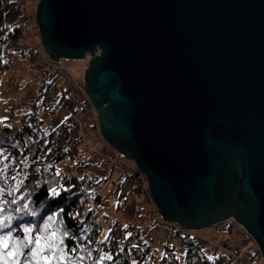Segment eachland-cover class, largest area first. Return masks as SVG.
<instances>
[{"label":"water","instance_id":"water-1","mask_svg":"<svg viewBox=\"0 0 264 264\" xmlns=\"http://www.w3.org/2000/svg\"><path fill=\"white\" fill-rule=\"evenodd\" d=\"M51 62L89 65L101 136L161 218L233 221L264 262V0H40Z\"/></svg>","mask_w":264,"mask_h":264},{"label":"trees","instance_id":"trees-1","mask_svg":"<svg viewBox=\"0 0 264 264\" xmlns=\"http://www.w3.org/2000/svg\"><path fill=\"white\" fill-rule=\"evenodd\" d=\"M24 4V0H0V74L13 68L16 61L29 59V62L36 63L40 60L33 49L27 52L20 49L26 38ZM47 62L51 67L48 66V71H44L45 77L41 80L39 89L25 98L24 106H21L22 117L18 116L20 118L16 119L17 124L0 122V152H3L0 161L7 165L4 177L0 178V187L5 189L0 202L9 201L0 203V207L4 208L0 212V219H5V223L10 224L9 228L0 229V235L11 233L6 251L11 250L14 245L19 246L20 251L26 254L20 258L21 264H25L29 249L22 245L26 239L30 236L34 240L37 236L55 232L57 239L63 238L64 244L61 247L66 252L78 246L79 251L74 254L69 252L73 259L83 258L77 260V264H133V261L136 264H153L156 255H159L158 264H188L195 256L199 257L196 260L198 264H239L243 258L257 264L254 258L259 257V254L255 246L246 250L245 257L239 260L238 252L234 258L227 253L218 252L219 250H212L211 247L201 245V240L193 233L176 232L174 241L162 242L160 248L156 249L147 237L141 238L144 217L140 212L132 223L120 224L114 221L110 224L109 231L105 229L104 234L102 218L97 215L101 212L99 188L105 180L90 172L75 174L77 170L72 171L81 168L86 161L82 151L83 125L79 120L83 119L85 123L87 109L86 106L78 105L75 95L62 86H57L60 81L55 75L62 77L65 74L60 64H56L59 67H52L55 64L48 59ZM53 72L54 77L49 82L47 76ZM52 89L53 97L49 95ZM47 101L49 105L46 104ZM42 114L53 116V119L46 121L41 117ZM59 117L63 118L59 120ZM113 157L118 160V156ZM108 160L113 161L111 157ZM120 162L124 169H137L133 162ZM48 165L52 167L49 168ZM37 168L40 169L39 172L35 171ZM105 169L108 170L107 166ZM130 178L135 185L134 192L139 194L140 190H145L147 193L145 180L135 175ZM20 181H23V185L12 195H8ZM53 187L57 190L56 195L51 192ZM13 198L17 200V204L10 203ZM122 201L123 203H117L119 212H122L127 200L122 198ZM25 203L29 205L27 213L15 211L16 207H22ZM33 210L35 215L31 214ZM102 216L105 221H111L110 217ZM7 217L12 219L9 221ZM49 217L52 219L49 220ZM155 222L160 224L165 221L160 217ZM125 225L128 227L125 228ZM25 227L32 228L31 234L23 231ZM65 230L70 233L68 237H63ZM133 244L137 247L133 248ZM224 246L227 247L226 244ZM85 248L88 252L84 251ZM227 252L231 253L232 248L228 247ZM103 255L113 259L99 262L97 258ZM180 257H183V262ZM208 257L212 259L209 260ZM54 264L59 262L54 261Z\"/></svg>","mask_w":264,"mask_h":264},{"label":"rangeland","instance_id":"rangeland-1","mask_svg":"<svg viewBox=\"0 0 264 264\" xmlns=\"http://www.w3.org/2000/svg\"><path fill=\"white\" fill-rule=\"evenodd\" d=\"M24 3V33L26 38L23 44H21L20 49L24 52L33 49L37 56L39 55L40 60L36 63L32 61L29 62V59L23 60V62L16 61L13 68L0 74V120L8 122L9 125L17 124L18 121L16 119L22 117L21 106L25 98L29 95H33L39 89L41 80L45 77L44 70H46V67L48 70V66L51 67L50 63L47 62L48 56L40 44L39 29L35 21L36 9L40 0H24ZM35 53L34 55L36 56ZM89 59L90 58L87 56L84 60L79 61L59 60L57 63L54 62L55 65L52 67H59V65L56 64H60V67L63 69L61 70L65 73L62 77L55 75L60 81L57 86L59 88L62 86L64 90H68L75 95L78 99V105L86 106L87 109L85 123H83V119L79 120L83 125L82 132L84 134V143L82 151L86 161L85 165L81 168H76L72 171L76 172L77 170L75 174L90 172L98 178L105 180L99 188L101 197L99 209H101V212L97 215L99 218H102L101 224L104 234L106 233L105 229L109 231L110 224L114 221L120 224L132 223L137 213L140 212L144 217V219H142L143 226L141 232L143 237L141 238L145 239L147 237V239H149L148 241L152 242L153 247L156 249L160 248L162 242L168 240L174 241L176 232H178L179 234L193 233L195 237L201 240V245L211 247L212 250H219L218 252L221 253H227L230 257L235 258L238 252L239 255L237 257L239 260L245 257L244 252L249 248L255 246L258 250V247L246 231L233 221L203 230H184L175 224L167 222L159 224L155 222V220L157 221L161 216L152 201L149 191L146 193L145 190H140L141 192L139 194L134 192L133 188L135 185L133 180L125 178V173H123L125 172L124 167H121L123 164L120 161L126 160L110 147L101 136L97 115L83 87V73L84 70L88 68ZM54 74L55 72L48 74L47 78L49 82L53 79ZM49 95L53 97V89ZM46 104L49 105V101H47ZM19 115L20 117H18ZM41 117L46 121H49L50 118L53 119V116L45 114H42ZM62 118L63 117H59V120ZM113 156H118V160ZM110 157L115 162L109 161L108 159H110ZM128 163L132 164V162ZM106 166L110 172L105 169ZM122 198H126L127 201L122 212H119L117 211V203L118 201L123 203ZM147 203L149 204L148 207ZM102 215L110 217L111 221H105ZM224 244H226L227 247L224 246ZM228 247L232 248L231 253L227 252ZM258 254L259 257L254 256V260H257V264H264L259 251ZM198 258L197 256H195V258L193 257L188 261V264H198L196 262ZM158 260L159 255H156L153 264H158ZM180 260L183 262V257H180ZM239 264L253 263L243 258Z\"/></svg>","mask_w":264,"mask_h":264},{"label":"snow or ice","instance_id":"snow-or-ice-1","mask_svg":"<svg viewBox=\"0 0 264 264\" xmlns=\"http://www.w3.org/2000/svg\"><path fill=\"white\" fill-rule=\"evenodd\" d=\"M6 119V118H5ZM0 122H3L0 120ZM67 151V149H65ZM0 156H3V152H0ZM23 162V161H21ZM49 168H51V165H48ZM7 168L6 164H3V161H0V178H3L5 175V170ZM36 172H39L40 169H35ZM57 175H59V172H57ZM25 178L27 176L25 175ZM15 180L16 177H13ZM83 179V177H81ZM2 182V181H0ZM23 185V181H20V183L17 185L16 188L11 189L8 192V195H12L13 192L19 189V187ZM5 189L3 187H0V196L4 194ZM51 192L53 195L57 194V190L55 187L51 188ZM23 199V197H21ZM0 203H9V201H2ZM11 204H17V200L13 198L10 201ZM4 208L0 207V212H3ZM16 212H25L27 213L29 211V205L27 203L23 204L22 207L18 206L15 208ZM32 215H35V211L33 210L31 212ZM7 220H11V217H7ZM52 217H49V220H51ZM10 224L5 223V219H0V229L2 228H9ZM125 228L128 226L125 225ZM47 230V226H45V231ZM23 231L26 234H31L32 228L25 227ZM87 231V229H85ZM70 233L65 230L63 232V237H68ZM128 235H131L130 233ZM75 239V237H73ZM108 237H105V240H107ZM11 240V233L7 235H0V264H21V257H25V253L20 251V247L14 245L11 250H8L9 247V241ZM64 244L63 238L57 239V235L55 232H53L51 235H44V236H37L33 240L32 238H27L24 244L22 245L25 248L29 249V253L27 254L25 264H54V261H58L59 264H77V260H82L83 258H76L73 259L72 256L69 255V252L75 253L79 251L80 249L77 247H73L68 252L64 250L63 247H61ZM34 245V247H33ZM133 248H136L137 245L133 244ZM85 252H88V249H84ZM90 254V253H89ZM163 258V257H162ZM113 259L111 256L103 255L99 256L97 260L99 262H103L105 260H111ZM209 260L212 259V257H208ZM133 264H136L135 261H133Z\"/></svg>","mask_w":264,"mask_h":264},{"label":"built area","instance_id":"built-area-1","mask_svg":"<svg viewBox=\"0 0 264 264\" xmlns=\"http://www.w3.org/2000/svg\"><path fill=\"white\" fill-rule=\"evenodd\" d=\"M80 90H81V88H80ZM124 170H125L124 173L126 175H128V176H134L135 175L136 177H139L140 179L145 180V175L142 172L138 171L137 169H134V168H131V167H127Z\"/></svg>","mask_w":264,"mask_h":264}]
</instances>
